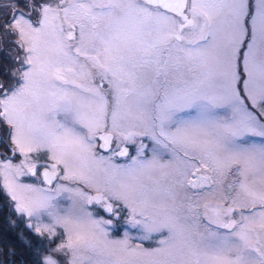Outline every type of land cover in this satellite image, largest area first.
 I'll return each mask as SVG.
<instances>
[{
  "label": "snow or ice",
  "instance_id": "6c2138e0",
  "mask_svg": "<svg viewBox=\"0 0 264 264\" xmlns=\"http://www.w3.org/2000/svg\"><path fill=\"white\" fill-rule=\"evenodd\" d=\"M0 264H264V0H0Z\"/></svg>",
  "mask_w": 264,
  "mask_h": 264
}]
</instances>
